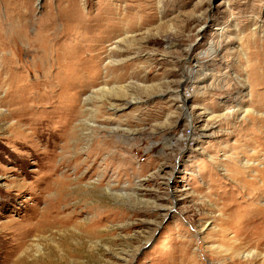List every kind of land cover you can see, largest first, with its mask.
I'll return each mask as SVG.
<instances>
[{
  "label": "rangeland",
  "instance_id": "obj_1",
  "mask_svg": "<svg viewBox=\"0 0 264 264\" xmlns=\"http://www.w3.org/2000/svg\"><path fill=\"white\" fill-rule=\"evenodd\" d=\"M263 169L264 0H0V264H264Z\"/></svg>",
  "mask_w": 264,
  "mask_h": 264
},
{
  "label": "bare ground",
  "instance_id": "obj_2",
  "mask_svg": "<svg viewBox=\"0 0 264 264\" xmlns=\"http://www.w3.org/2000/svg\"><path fill=\"white\" fill-rule=\"evenodd\" d=\"M188 79V78H187ZM184 83V81L183 82H179L177 85H176V87L174 88L173 87V84H169L168 85V87L166 88V92H169V93H171L172 91H176V90H180V89H182L183 87H184V85L185 84H183ZM187 85V84H186ZM181 91V90H180ZM173 93V92H172ZM179 94V93H178ZM186 106V105H185ZM64 107V106H63ZM183 108V107H182ZM8 116H12V114L10 113ZM14 126H16V125H14ZM196 135L194 134V132H192L191 133V135H190V138H193V137H195ZM244 167L246 168V169H250L251 168V166H250V164H249V162H245V164H244ZM249 172H252V170L250 169L249 170ZM261 172V176L263 177V175H264V169L263 170H261L260 171ZM245 173H247V172H245ZM263 182H264V180H263ZM264 184V183H263ZM264 187V186H263ZM264 195V194H263ZM261 198H263V196H258L257 197V199H255V200H260ZM256 213V215H259V214H264V204L262 205V206H258L257 207V212H255ZM224 216V214L222 213L221 214V217H223ZM260 217V216H259ZM223 219H224V217H223ZM260 219H264V215L262 216L261 215V217H260ZM222 220V219H221ZM239 255L241 256L242 255V257H244L245 259H247V258H251L252 256H253V253L252 252H240L239 253Z\"/></svg>",
  "mask_w": 264,
  "mask_h": 264
}]
</instances>
